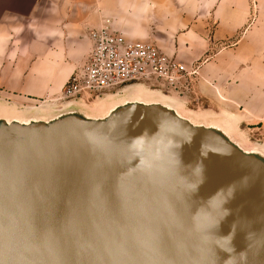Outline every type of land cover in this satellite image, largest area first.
<instances>
[{"label": "water", "instance_id": "1", "mask_svg": "<svg viewBox=\"0 0 264 264\" xmlns=\"http://www.w3.org/2000/svg\"><path fill=\"white\" fill-rule=\"evenodd\" d=\"M0 264H264V157L156 101L0 115Z\"/></svg>", "mask_w": 264, "mask_h": 264}, {"label": "crops", "instance_id": "2", "mask_svg": "<svg viewBox=\"0 0 264 264\" xmlns=\"http://www.w3.org/2000/svg\"><path fill=\"white\" fill-rule=\"evenodd\" d=\"M168 0H0V88L7 93L61 92L73 71L92 48L89 33L108 21V28L132 42H149L167 56L190 67L195 53L182 57L169 47L178 35ZM165 22L162 24V22ZM221 36L225 37L223 33ZM215 43H202L201 55ZM181 48L177 49L180 51ZM225 55L203 66L192 90L214 98L196 83L233 78L226 71ZM183 60V62H181ZM185 62V63H184ZM202 77V78H201ZM205 84V83H204ZM198 85V84H197ZM222 85V84H221ZM225 89L232 93L234 84ZM192 93V92H191ZM231 97V96H230ZM231 99H235L233 96Z\"/></svg>", "mask_w": 264, "mask_h": 264}, {"label": "rangeland", "instance_id": "3", "mask_svg": "<svg viewBox=\"0 0 264 264\" xmlns=\"http://www.w3.org/2000/svg\"><path fill=\"white\" fill-rule=\"evenodd\" d=\"M164 5L170 7L171 17L174 23L177 22L179 31L170 46L162 49L167 54L166 49H171L179 57L197 54L191 62L199 66V74L214 56L225 55L226 71L233 78L222 77L218 81L222 85L203 81L196 83L197 87L215 94L211 101L202 93H195L194 88L188 97L180 99L165 90L158 91L141 84L133 86H141L137 88L179 103L185 112L204 118L208 123L227 121L237 136L247 142L246 146L256 144L264 147V0H168ZM203 42L215 43L212 53L201 55ZM179 48L180 51L177 50ZM232 84L235 86L234 94L225 90ZM125 89L106 93L97 99L77 101L66 110L96 116L91 113L99 111L109 98L115 103L125 99L126 93H122ZM58 91L28 94L19 90L7 93L0 88V111H9V114L0 112V115L9 118L50 116L55 112L51 104Z\"/></svg>", "mask_w": 264, "mask_h": 264}, {"label": "built area", "instance_id": "4", "mask_svg": "<svg viewBox=\"0 0 264 264\" xmlns=\"http://www.w3.org/2000/svg\"><path fill=\"white\" fill-rule=\"evenodd\" d=\"M103 26L89 33L92 48L54 98L53 111L70 108L77 101L141 84L180 99L192 92L199 66L189 68L149 42H132Z\"/></svg>", "mask_w": 264, "mask_h": 264}, {"label": "bare ground", "instance_id": "5", "mask_svg": "<svg viewBox=\"0 0 264 264\" xmlns=\"http://www.w3.org/2000/svg\"><path fill=\"white\" fill-rule=\"evenodd\" d=\"M137 87L142 88L141 86H137ZM137 87L131 86V87H128L125 90H123L122 93H126L125 98L129 99V100L161 102L162 104L170 106L173 109H175L181 117L190 120L192 123L208 124V121H206L204 118L196 117V116H193V115L185 112V110H183L182 106L179 103H176L170 99L168 100L167 98H164L158 94H149V93L145 92L144 90L137 88ZM120 93H117L116 95H119ZM114 105H116V103L113 102V100L111 98H109L108 100L103 102L99 111H97V112L93 111L91 114L96 115V116H103ZM40 110H42V108ZM63 110H66V109H63ZM0 112H2L4 114H9V111H7V109L2 110ZM55 112H57V111H55ZM17 116H21V115H17ZM43 116H47V115H43ZM211 123L216 124L220 128H222L224 130V132L226 133V135L228 136V138H230V140H232V142L237 144L242 150L248 151V152H256V153H259L260 155H262L264 157V147H261V146L256 145V144H254L252 146H250V145L246 146L245 143H247V142L244 143L242 141V139L237 136V134L232 130V128L230 127V125L227 121H215V122H211ZM230 124H231V122H230Z\"/></svg>", "mask_w": 264, "mask_h": 264}]
</instances>
